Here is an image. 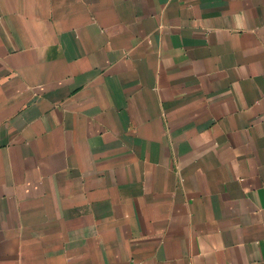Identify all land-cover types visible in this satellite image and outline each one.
I'll use <instances>...</instances> for the list:
<instances>
[{
	"label": "crops",
	"instance_id": "crops-1",
	"mask_svg": "<svg viewBox=\"0 0 264 264\" xmlns=\"http://www.w3.org/2000/svg\"><path fill=\"white\" fill-rule=\"evenodd\" d=\"M0 264H264V0H0Z\"/></svg>",
	"mask_w": 264,
	"mask_h": 264
}]
</instances>
